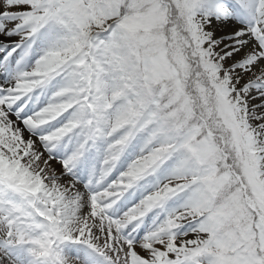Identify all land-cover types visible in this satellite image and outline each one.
<instances>
[{
	"label": "rangeland",
	"instance_id": "374dc122",
	"mask_svg": "<svg viewBox=\"0 0 264 264\" xmlns=\"http://www.w3.org/2000/svg\"><path fill=\"white\" fill-rule=\"evenodd\" d=\"M73 1L0 0V45L4 44L3 49L0 48V206L6 204L9 210L4 214L0 212V247L4 250V246H15L19 259L27 251L32 264L44 261V264H253L250 258L245 263L230 262L210 252L220 247L213 237L204 239L203 236L214 226L211 218L181 226L189 229L190 240L181 233L173 235V227L180 225L172 221L173 213H188L191 206H201V189L192 193L195 195L188 192L176 198L187 186L172 197L160 198V187L177 174L196 180L198 164L194 163L192 168L193 162L188 160L190 163L185 164L176 155L163 161L161 167L155 163L154 123L161 117L156 99L139 122L132 121L126 127L121 125L128 101L120 97L124 90L122 81L107 64L110 58L107 49L114 55L116 52L111 40L118 30L112 31L109 27L106 33L100 34L92 56L81 53L78 66H84L80 73H74L73 68L56 70V52L74 43L78 31V26L64 12L66 5ZM172 1L192 43L191 62L202 56L196 72L203 73L204 79L199 83L206 84L204 87H195L197 82L188 65V53L184 54V60L179 50L175 51L178 58L171 52L173 42L167 44L165 25L156 26L160 18H156L152 8L146 14V24H142L139 31L134 27L125 28L128 37L120 42L124 46L129 42L139 46L142 39L153 48V54L142 62L141 68L149 79L163 82L157 93L161 95V89H168L164 96L169 97L168 121L180 132L173 153L180 148L187 151L194 147L196 156L209 170L202 178L213 177L218 164L222 166L225 159L229 160L234 170L241 169L246 181L243 184L250 189V194L247 190L248 204L264 213V188L257 191L264 179V0ZM201 7L211 15L200 19L197 15ZM246 38H251V42L246 43ZM211 42L220 52V59L212 55ZM248 56V64L242 63ZM216 64L220 69L232 68V72L217 70ZM3 75L7 81L2 80ZM190 86L193 87L191 99L184 94ZM10 88L14 93L5 97L3 93ZM179 100L191 102L184 106ZM28 104L36 107L32 117L25 112ZM7 115L13 120L5 124ZM246 119L258 125V133H254ZM148 126L153 129L150 136ZM191 127L194 128L187 129ZM122 128L125 130L120 131ZM179 132H170L165 139L173 142ZM197 138L199 143H196ZM158 140L162 141V137ZM70 162L73 166H69ZM220 166L219 172L222 171ZM129 173L135 181L132 191L124 192L131 195L123 202L127 206H119V211L105 207L112 213H100L98 208L103 209L104 203L95 199L97 194L102 188L110 189L115 194L113 200L119 198L125 188L116 190L112 185H127ZM73 175L82 176L84 185L94 192L86 196L81 190L83 196H80L79 190V195L73 194V189L78 187ZM218 179L220 193L216 199L228 209L218 214L221 219L218 225L232 240L242 242L246 240L244 234L254 240L259 235L262 245L260 236L264 235V222L258 218L253 225L258 234L252 231L253 217L245 208L243 189L232 169L226 168ZM94 187H98L97 190ZM212 188L216 193L217 188ZM32 194L48 199L52 209L37 203ZM78 199L82 208L77 203L72 204ZM62 201L70 207L61 205ZM161 202L167 205V210L160 212L162 218L152 226L147 224L137 240L130 242L126 238L127 229L122 230L123 221L136 220L141 214L161 206ZM54 204L68 215L75 211L77 216L58 217ZM113 214L120 222L114 223L117 220ZM8 215L15 216L18 222L28 220L25 227L44 240L37 243L21 230L11 229L9 222L11 225L15 222ZM57 234L62 237L55 240ZM151 234L153 237L148 239L146 236ZM201 243L202 248L188 250ZM167 244L171 247L170 257L154 252L158 248L168 250ZM245 245L255 247L257 243ZM33 246L35 249L29 248ZM42 251L49 256L36 259ZM186 259L189 260L183 262ZM10 262L15 264L0 252V264ZM255 262L264 264V260Z\"/></svg>",
	"mask_w": 264,
	"mask_h": 264
},
{
	"label": "trees",
	"instance_id": "16d2710c",
	"mask_svg": "<svg viewBox=\"0 0 264 264\" xmlns=\"http://www.w3.org/2000/svg\"><path fill=\"white\" fill-rule=\"evenodd\" d=\"M113 1L117 5V7H113V9H115V10H117L118 8H122L125 5H126L125 10L130 5L138 7L140 9V10L138 9L140 17H143V14H146V10H148V5H150V4L151 5L153 4L154 5L153 7L158 9L157 14L161 13V11H162L161 10L162 8L160 6H158L159 0H134V1L131 0L130 2L128 0H113ZM107 16L108 15H106L103 19H105ZM101 20H100V23L96 24L95 26H100Z\"/></svg>",
	"mask_w": 264,
	"mask_h": 264
},
{
	"label": "bare ground",
	"instance_id": "6f19581e",
	"mask_svg": "<svg viewBox=\"0 0 264 264\" xmlns=\"http://www.w3.org/2000/svg\"><path fill=\"white\" fill-rule=\"evenodd\" d=\"M7 95H9V94H7ZM33 109V106L32 105H30V106H27V108H26V111L27 112H29L30 113V111ZM32 113V112H31ZM5 117V119H7L6 121H5V124H8L7 123V121H12L11 120V117L8 115V116H4ZM74 191L76 192V193H78V187H75V189H74ZM73 194H75V193H73ZM81 196V195H80ZM79 196V197H80ZM110 200V197H109V195H107V198H106V202H108ZM75 203H77L78 205H79V207L80 208H82V203H81V199H78L77 201L75 200V201H73L72 202V204H75ZM67 203H66V201H62L61 202V205H66ZM66 207H70V205L69 204H67V206ZM66 215H68V213L66 214ZM69 217H71L70 215H68Z\"/></svg>",
	"mask_w": 264,
	"mask_h": 264
}]
</instances>
